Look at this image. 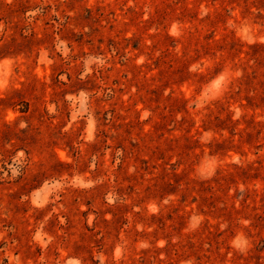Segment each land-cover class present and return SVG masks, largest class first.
I'll use <instances>...</instances> for the list:
<instances>
[{
	"label": "rangeland",
	"instance_id": "rangeland-1",
	"mask_svg": "<svg viewBox=\"0 0 264 264\" xmlns=\"http://www.w3.org/2000/svg\"><path fill=\"white\" fill-rule=\"evenodd\" d=\"M0 264H264V0H0Z\"/></svg>",
	"mask_w": 264,
	"mask_h": 264
}]
</instances>
